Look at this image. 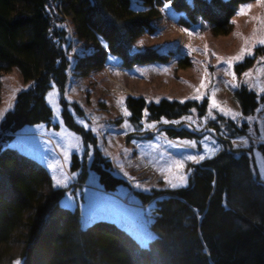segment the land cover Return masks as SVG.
I'll use <instances>...</instances> for the list:
<instances>
[{
    "label": "trees",
    "instance_id": "trees-1",
    "mask_svg": "<svg viewBox=\"0 0 264 264\" xmlns=\"http://www.w3.org/2000/svg\"><path fill=\"white\" fill-rule=\"evenodd\" d=\"M245 1L135 0L134 7L130 0H0V75L17 67L29 83L16 94L0 123L6 134L0 142V262L7 260L9 244L16 243L21 264H264V181L253 168L248 150L236 148L229 139L243 134L246 123L238 126L218 114L207 126L215 131L221 148L199 163H189L184 186L133 191L142 204L153 200V237L145 246L109 220L83 226L79 205L60 204L67 188L53 187L39 161L6 146L25 125L55 126L45 97L54 85L64 124L92 148L89 168L101 187L111 191L125 185L111 171L96 137L67 109L63 93L68 68L84 77L111 64L131 67L168 58L186 67L191 48L184 37L189 39L205 26L215 36L229 33L231 18ZM66 17L82 44L73 59L64 30L57 25ZM181 36L184 43L179 45ZM251 64L246 57L234 70L241 73ZM233 94L244 116L264 101V93L257 95L243 85ZM126 106L129 121L139 128L143 117L156 122L179 118L192 108L203 113L206 100L146 102L143 97L127 96ZM72 107L80 114L77 105ZM162 129L170 138L200 136L181 126ZM259 148L264 153V145ZM70 163L71 170L80 169L77 180L82 182L86 162L73 153Z\"/></svg>",
    "mask_w": 264,
    "mask_h": 264
},
{
    "label": "rangeland",
    "instance_id": "rangeland-1",
    "mask_svg": "<svg viewBox=\"0 0 264 264\" xmlns=\"http://www.w3.org/2000/svg\"><path fill=\"white\" fill-rule=\"evenodd\" d=\"M130 2L135 7V0ZM231 24L230 32L225 35L215 36L205 26L191 34L189 39L184 35L185 41L181 36L179 45L185 42L191 48L186 67H180L168 58L131 67L111 64L84 77L73 75L71 67L68 68L63 93L67 109L75 122L96 137L98 149L111 162V171L125 180V185L111 191L101 187L97 174L89 168L92 148L64 124L60 96L54 85L45 97L52 110L51 123L55 126L45 123L25 125L12 134L7 146L16 147L44 163L52 186L54 176L66 179V184L55 187H68L60 204L70 208L78 204L83 226L96 219L118 222L145 245L153 237L150 229L153 200L142 204L133 191L151 193L152 190L174 188L173 184L181 183L180 176L188 178L189 163L201 161L187 160L188 155L207 158L217 152L221 144L214 135L215 131L207 126L215 120L212 117L221 114L238 126L246 123L243 134L229 139L236 148L248 150L260 179L264 175V153L259 148L264 145V101H260L250 115L244 116L233 94L240 85L257 95L264 93V44L260 43L264 40V0L240 3ZM57 25L64 30V42L69 48V57L73 59L81 52L82 44L77 43L67 17ZM246 57L252 59V64L236 73L234 65ZM19 72L17 67H12L0 75V113L3 118L12 108L16 94L29 86ZM127 96L143 97L146 102L166 98L200 103L205 99L206 107L203 113L196 109L193 112L192 108L176 119L161 118L153 122L143 117L140 127L136 128L128 119ZM195 96L201 99H192ZM213 100L217 108H211ZM72 104L77 105L80 114L75 112ZM188 116L192 121L185 119ZM166 125L186 127L200 136L170 138L162 129ZM5 135L0 129V142ZM73 153L86 162L87 173L82 182L77 180L80 169H70ZM178 163H183L182 169L177 167ZM7 248V260L0 264H16L17 261L21 264L19 245L11 243Z\"/></svg>",
    "mask_w": 264,
    "mask_h": 264
},
{
    "label": "snow or ice",
    "instance_id": "snow-or-ice-1",
    "mask_svg": "<svg viewBox=\"0 0 264 264\" xmlns=\"http://www.w3.org/2000/svg\"><path fill=\"white\" fill-rule=\"evenodd\" d=\"M164 7L166 9L169 8V4L168 3H165ZM260 43L261 44H264V40L260 41ZM105 47H106V45H105ZM241 58H242V56L241 57H237L236 59H241ZM109 59H113V58L112 57H109ZM262 59H264V58H262ZM192 99L199 100V99H201V97L200 96H195V97H192ZM181 102H183V101H181ZM217 107L218 106H217L216 102L213 100V102L211 104V108H217ZM191 111L195 112V109H192ZM125 115H128V113L126 112V110H125ZM209 115H210V113H209ZM2 118H3V114L0 113V119H2ZM185 119L188 120V121H192V117L191 116L185 117ZM212 119H215V117H212ZM249 119H250V117H249ZM164 123H168V121H164ZM173 123H180V122L179 121H173ZM149 127H152V125H149ZM205 139H208V138L205 137ZM194 143L195 142H192L193 145H194ZM186 159L187 160H191V161L198 162L199 160L205 159V156L204 155H200V156L197 157L195 155H188L186 157ZM177 167L182 169L183 168V163H178L177 164ZM261 178L264 179V175H262ZM179 179H180L181 183L180 184H173L172 185L173 187H180V186H183L184 184L187 183V177L186 176L182 175V176L179 177ZM53 180H54L53 187H60L62 184H66V182H67L66 179L57 178L55 176L53 177ZM16 264H20V261H17Z\"/></svg>",
    "mask_w": 264,
    "mask_h": 264
},
{
    "label": "bare ground",
    "instance_id": "bare-ground-1",
    "mask_svg": "<svg viewBox=\"0 0 264 264\" xmlns=\"http://www.w3.org/2000/svg\"><path fill=\"white\" fill-rule=\"evenodd\" d=\"M20 73V72H19ZM3 135V134H2ZM9 145V144H8ZM33 158H34V156H33ZM72 207H74V206H72ZM89 223V222H88ZM140 242V241H139Z\"/></svg>",
    "mask_w": 264,
    "mask_h": 264
}]
</instances>
